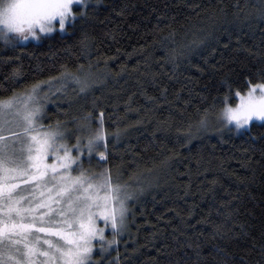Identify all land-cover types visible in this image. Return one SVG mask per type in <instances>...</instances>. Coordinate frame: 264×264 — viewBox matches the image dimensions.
<instances>
[{"label": "trees", "instance_id": "trees-1", "mask_svg": "<svg viewBox=\"0 0 264 264\" xmlns=\"http://www.w3.org/2000/svg\"><path fill=\"white\" fill-rule=\"evenodd\" d=\"M239 2L251 12L258 0ZM235 3L99 0L96 15L89 9L90 23L75 35L70 28L38 41H18L15 47L0 40V96L55 77L63 67L77 74H99L103 80L86 95L75 85L57 93L46 105L44 123L69 122L89 112L95 119L103 109L110 132L117 126L126 131L115 147L109 143V166L113 175L119 167L122 181L135 189L142 185L145 192L130 204V227L104 256L105 264H256L261 260L264 162L257 161L264 124L254 122L242 132L213 129L210 134L200 132L197 121L205 109L211 116L223 107L229 85L233 97L237 89L246 91L245 76L250 71L252 82H257L255 69L264 65V36L240 24L218 27L174 69L171 65L163 69V79L159 56L151 55L160 36L175 31L178 44L185 33L189 40L192 33L199 38L202 30H212L213 13L224 8L231 18L235 9L230 6ZM82 31L91 42L89 55L81 51ZM146 57L153 65L147 75ZM15 71L20 72L18 83L12 81ZM67 126L72 129L74 123ZM164 160L166 167L161 166ZM218 229L224 234H215Z\"/></svg>", "mask_w": 264, "mask_h": 264}, {"label": "snow or ice", "instance_id": "snow-or-ice-1", "mask_svg": "<svg viewBox=\"0 0 264 264\" xmlns=\"http://www.w3.org/2000/svg\"><path fill=\"white\" fill-rule=\"evenodd\" d=\"M98 2L0 0V40L15 47L17 41L40 40L57 32L66 33L70 28L75 35L90 23L89 9L96 15ZM230 7L235 9L231 18L227 9H219L210 17L212 30H202L199 38L192 33L194 38L189 40L185 33L178 44L175 31L158 38V45L153 46L157 51L151 55L159 56L160 79H163V69L169 65L174 69L183 56L204 45L218 27L240 24L264 36V27H261L264 0L253 4L251 12L239 0ZM80 45L82 54L89 55L91 42L86 31H82ZM145 65L147 75L153 67L148 57ZM79 71L83 73V65ZM19 75L15 71L12 81L18 83ZM255 75L256 83L252 82L253 72L245 76L247 89L243 92L237 89L235 97L229 85L223 107L216 113L221 128L242 132L249 131L255 121L264 124V65L255 69ZM69 81L85 95L103 83L99 74H77L63 67L55 77L0 96V264H93L97 254L101 258L95 264H105L104 256L110 254L114 245H119L130 227L129 216L133 210L129 205L145 192L142 185L135 189L128 181H122L119 167L113 175L109 166V143L115 147L126 131L117 126L110 132L103 109L95 119L89 112L69 122L43 123L53 85H59L55 92L61 93L66 91ZM165 94L161 92V96ZM233 98L237 100L234 105L230 103ZM153 99L148 97L149 101ZM68 104H72L70 97ZM208 119L209 112L205 109L197 128H207ZM68 123H74V128L69 129ZM259 140L260 161L257 162H264V135ZM251 151L255 155V140ZM167 163V160L161 161V166L166 167ZM215 234L224 233L218 229ZM258 244L261 260L256 264H264V235ZM256 246V243L252 245L253 251ZM196 256L199 260L198 248Z\"/></svg>", "mask_w": 264, "mask_h": 264}, {"label": "rangeland", "instance_id": "rangeland-1", "mask_svg": "<svg viewBox=\"0 0 264 264\" xmlns=\"http://www.w3.org/2000/svg\"><path fill=\"white\" fill-rule=\"evenodd\" d=\"M30 40H33V39H29L28 41H20V42H29ZM33 41H38V40H33ZM18 42V41H17ZM73 85H75L73 82H71V81H69L68 82V85H67V88H66V90L67 89H69V88H72V86ZM57 87H59V85H53V96L51 97V99L55 96V95H57V93L55 92V88H57ZM50 102V100L46 103V105L48 104ZM235 103H237V100L234 102V104ZM233 104V105H234ZM45 105V108L47 107ZM255 122H257V121H255ZM260 122V121H259ZM43 123H44V119H43ZM45 124V123H44ZM46 125V124H45ZM215 130V131H217V132H220V133H224V132H226V131H229L227 128H221V126H220V124L217 122V118H216V113H214V114H212L211 116H209V119H208V127L207 128H201V129H199L200 130V132L202 131V132H204V133H210V134H212V130ZM233 132H235L236 130L235 129H233L232 130ZM237 132V131H236ZM129 207H130V205H129ZM110 233V232H109ZM108 233V234H109ZM113 247H115V245L113 246ZM95 262V257H93V263Z\"/></svg>", "mask_w": 264, "mask_h": 264}, {"label": "bare ground", "instance_id": "bare-ground-1", "mask_svg": "<svg viewBox=\"0 0 264 264\" xmlns=\"http://www.w3.org/2000/svg\"><path fill=\"white\" fill-rule=\"evenodd\" d=\"M252 127V126H251ZM115 253V252H114Z\"/></svg>", "mask_w": 264, "mask_h": 264}]
</instances>
